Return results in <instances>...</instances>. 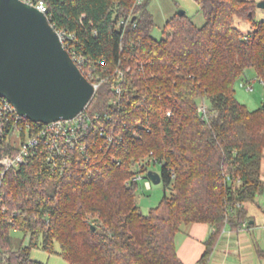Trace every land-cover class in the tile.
<instances>
[{"label": "trees", "instance_id": "16d2710c", "mask_svg": "<svg viewBox=\"0 0 264 264\" xmlns=\"http://www.w3.org/2000/svg\"><path fill=\"white\" fill-rule=\"evenodd\" d=\"M45 1L50 23L74 35L84 74L100 85L74 168L61 174L45 152L0 173V264H47L32 257L39 244L71 264H184L177 238L194 222L214 228L207 261L227 225L250 224L264 193V105L251 109L236 95L248 67L264 82L258 1L197 0L204 24L176 13L161 38L150 0ZM102 125L123 138H105ZM8 150L0 142V157ZM145 154L148 164L132 168ZM152 163L171 193L145 213L135 177H149ZM14 227L28 239L19 248Z\"/></svg>", "mask_w": 264, "mask_h": 264}, {"label": "water", "instance_id": "95a60500", "mask_svg": "<svg viewBox=\"0 0 264 264\" xmlns=\"http://www.w3.org/2000/svg\"><path fill=\"white\" fill-rule=\"evenodd\" d=\"M264 8V0L258 1ZM180 15L185 9L178 11ZM95 84L84 74L47 15L22 0H0V96L33 121L78 115ZM148 176L162 181V174Z\"/></svg>", "mask_w": 264, "mask_h": 264}, {"label": "built area", "instance_id": "2783aa9c", "mask_svg": "<svg viewBox=\"0 0 264 264\" xmlns=\"http://www.w3.org/2000/svg\"><path fill=\"white\" fill-rule=\"evenodd\" d=\"M22 1L34 6L48 17L49 6L45 0ZM141 1L143 0H138V2ZM58 31L64 45L69 49L75 62L83 71L85 68V58L77 53L71 44V39H74V35L65 30ZM92 76V73L88 72L87 77L90 79ZM90 81L92 80L90 79ZM92 82L95 84L97 90L100 82ZM248 88L252 89L253 87L248 86ZM199 109L204 115H207L208 106L206 101L203 100L200 103ZM84 110L73 118H61L45 123L33 121L27 116L20 114L13 102L6 97L0 96V142L9 147V150L0 157V163L3 167L0 170L2 177L9 169L19 167L32 155L37 153L47 152L48 160L52 161L56 170L63 175L66 174L67 170L74 168L73 162L78 158L76 151H85L88 148L84 139L92 127V118ZM97 117H99V114H97ZM99 131L101 135H104L105 138L111 141H120L123 138L120 133L107 131L104 125L100 127ZM141 178L142 175L140 174H137L135 177V179ZM148 182L150 181L148 180ZM261 197L263 198L261 194L257 196L258 201L262 199ZM238 204L242 205V202Z\"/></svg>", "mask_w": 264, "mask_h": 264}, {"label": "rangeland", "instance_id": "374dc122", "mask_svg": "<svg viewBox=\"0 0 264 264\" xmlns=\"http://www.w3.org/2000/svg\"><path fill=\"white\" fill-rule=\"evenodd\" d=\"M149 8L153 12L155 18V26L152 30V34L156 38H161L165 35L164 26L167 20L174 14L178 13L180 9H185L186 13L192 16L193 20L198 25H203L205 22V17L200 11V6L197 0H150ZM256 19H264V8L257 7ZM242 26L244 29H247L246 24L243 23ZM248 86H252L253 88L249 89ZM236 95L251 109L264 105V82L259 78L258 72L254 67L246 68L242 77L237 80ZM206 103L209 104V101L206 100ZM150 158L149 154L143 155L141 158L143 162L137 163V161H141L138 159L135 161L136 163L133 164L132 168L137 170L138 166L142 167L145 164H148L149 160H151ZM149 169L160 173L162 167L160 163H152L150 164ZM139 183L137 201H139L142 210L147 213L151 207L157 205L163 198L166 191L165 185L163 181L155 182L150 177L139 179ZM166 192L170 194L171 189H167ZM185 229H187V226H185L184 230ZM11 234L14 248H19L21 245L27 244L28 239H24L21 230L14 227ZM182 237L183 235H179L178 240ZM56 249H60L58 244L56 245ZM31 254L33 258L47 264H71L69 260L65 259L57 251L49 252L40 244L31 249Z\"/></svg>", "mask_w": 264, "mask_h": 264}, {"label": "crops", "instance_id": "0c3cea01", "mask_svg": "<svg viewBox=\"0 0 264 264\" xmlns=\"http://www.w3.org/2000/svg\"><path fill=\"white\" fill-rule=\"evenodd\" d=\"M261 176L264 179V149ZM262 195L263 198L256 199L251 206L250 224L239 229L227 225L207 261L200 262V259L206 250L205 240L214 228L205 222L189 224L180 234L183 237L177 238L178 254L184 264H264V193Z\"/></svg>", "mask_w": 264, "mask_h": 264}]
</instances>
